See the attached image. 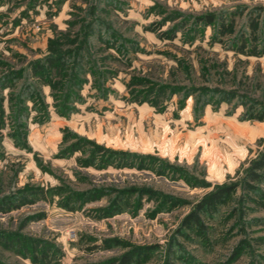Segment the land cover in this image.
Here are the masks:
<instances>
[{
	"label": "rangeland",
	"instance_id": "obj_1",
	"mask_svg": "<svg viewBox=\"0 0 264 264\" xmlns=\"http://www.w3.org/2000/svg\"><path fill=\"white\" fill-rule=\"evenodd\" d=\"M263 148L264 0H0V264H264Z\"/></svg>",
	"mask_w": 264,
	"mask_h": 264
},
{
	"label": "trees",
	"instance_id": "obj_2",
	"mask_svg": "<svg viewBox=\"0 0 264 264\" xmlns=\"http://www.w3.org/2000/svg\"><path fill=\"white\" fill-rule=\"evenodd\" d=\"M206 22H211L213 20L212 15H205ZM69 51L62 52H54L41 59H36L31 62V67L35 73L44 72L47 73L48 70L53 67H58L63 58L68 56ZM61 65V64H60ZM260 115L259 117H261ZM114 152V151H113ZM264 181V148L263 151L258 155V157L251 161L250 166L244 172V175L241 177L240 183L243 184L244 189H248L250 191H254L257 187V183ZM239 183L234 184H226L222 186H218L215 190L207 193L202 199H200L193 211L187 214L183 220V226L192 227L193 226H201V212H208L212 208H215L216 204L225 196L227 193L232 191L234 188H237ZM8 238V237H7ZM137 249H133L132 251H128L119 257L121 261L120 264H129L133 255L137 254ZM42 254V253H41ZM135 254V255H136ZM37 255V254H36ZM34 260H37L34 258ZM38 260H41L38 259Z\"/></svg>",
	"mask_w": 264,
	"mask_h": 264
}]
</instances>
